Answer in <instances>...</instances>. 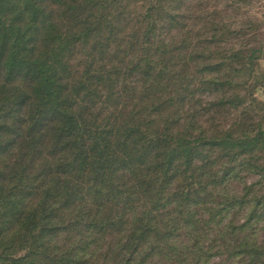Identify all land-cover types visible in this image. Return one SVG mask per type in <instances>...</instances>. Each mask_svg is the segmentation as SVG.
<instances>
[{
  "label": "trees",
  "instance_id": "obj_1",
  "mask_svg": "<svg viewBox=\"0 0 264 264\" xmlns=\"http://www.w3.org/2000/svg\"><path fill=\"white\" fill-rule=\"evenodd\" d=\"M254 1L0 0V264H264Z\"/></svg>",
  "mask_w": 264,
  "mask_h": 264
},
{
  "label": "rangeland",
  "instance_id": "obj_2",
  "mask_svg": "<svg viewBox=\"0 0 264 264\" xmlns=\"http://www.w3.org/2000/svg\"><path fill=\"white\" fill-rule=\"evenodd\" d=\"M243 12H248V14L243 15L240 22H247L248 19L252 21L251 25L248 24L243 31H239L238 34L231 35L229 38H218V42L213 47V50L220 49V54L217 55L216 58H220L226 53L227 50H223L225 48L230 49L229 51H233L234 48L235 52L238 50L244 51V54L248 53L250 48H257L260 50L259 59L256 61V65L252 67L251 70L246 69L241 74H235L234 76L236 81H247L249 84V90L254 93V98L258 101L264 102V0H255L252 5L245 7ZM189 71L192 72L194 69ZM224 71L226 70L224 69L222 72ZM201 88L202 89L194 98L184 104V111L187 109L188 112L189 110L191 111V114L194 112L199 113L197 116L199 125L205 126L206 123L204 122L208 120V114L212 115L214 111L212 110L209 112L210 107H208V105L211 104L212 101H218V98L210 93L211 91L207 89V85L202 84ZM229 90L228 94L232 92L231 89ZM241 94L243 96L242 100L245 99L244 104H247L250 109H253V113L255 112L254 114L264 113V108L257 104H252L246 92L241 91ZM244 95H246V98ZM258 110L259 112H257ZM187 117V114L182 115L183 119H187ZM215 117L217 121L220 119L219 114H216ZM256 117L258 118L259 115ZM214 125L215 123L208 127L211 132L213 131Z\"/></svg>",
  "mask_w": 264,
  "mask_h": 264
}]
</instances>
